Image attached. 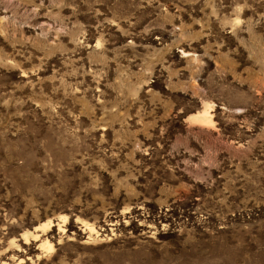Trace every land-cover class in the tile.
I'll use <instances>...</instances> for the list:
<instances>
[{
	"label": "rangeland",
	"instance_id": "rangeland-1",
	"mask_svg": "<svg viewBox=\"0 0 264 264\" xmlns=\"http://www.w3.org/2000/svg\"><path fill=\"white\" fill-rule=\"evenodd\" d=\"M0 264H264V0H0Z\"/></svg>",
	"mask_w": 264,
	"mask_h": 264
},
{
	"label": "bare ground",
	"instance_id": "bare-ground-1",
	"mask_svg": "<svg viewBox=\"0 0 264 264\" xmlns=\"http://www.w3.org/2000/svg\"><path fill=\"white\" fill-rule=\"evenodd\" d=\"M203 117H204V114L200 115V117H199V118H203Z\"/></svg>",
	"mask_w": 264,
	"mask_h": 264
}]
</instances>
